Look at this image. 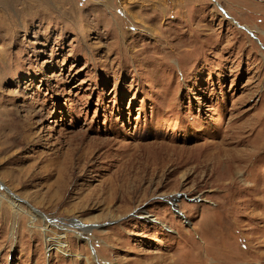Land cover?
Masks as SVG:
<instances>
[{
  "label": "rangeland",
  "instance_id": "rangeland-1",
  "mask_svg": "<svg viewBox=\"0 0 264 264\" xmlns=\"http://www.w3.org/2000/svg\"><path fill=\"white\" fill-rule=\"evenodd\" d=\"M38 1L0 0V264H264V0Z\"/></svg>",
  "mask_w": 264,
  "mask_h": 264
},
{
  "label": "bare ground",
  "instance_id": "bare-ground-1",
  "mask_svg": "<svg viewBox=\"0 0 264 264\" xmlns=\"http://www.w3.org/2000/svg\"><path fill=\"white\" fill-rule=\"evenodd\" d=\"M40 1H42V0H40ZM44 1V4H39V1L38 2H36L35 3V6H36V12L37 13H39L38 11L40 10V9H47V8H45V4H47V2L49 1V0H43ZM163 10V9H162ZM161 10V11H162ZM1 197H2V195H0V199H1ZM15 200L16 199H13V196L11 197L10 196V198H8L7 199V203L10 205V207L11 208H15L18 204H16V202H15ZM18 200V199H17ZM17 209V208H16ZM31 215V214H30ZM34 215V214H33ZM36 216V215H35ZM47 228V227H46Z\"/></svg>",
  "mask_w": 264,
  "mask_h": 264
}]
</instances>
